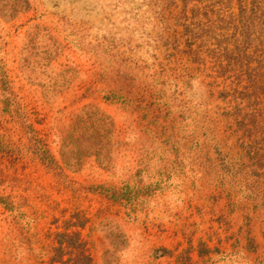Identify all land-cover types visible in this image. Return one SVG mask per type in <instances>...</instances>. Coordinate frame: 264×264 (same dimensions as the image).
I'll return each mask as SVG.
<instances>
[{
    "label": "rangeland",
    "instance_id": "374dc122",
    "mask_svg": "<svg viewBox=\"0 0 264 264\" xmlns=\"http://www.w3.org/2000/svg\"><path fill=\"white\" fill-rule=\"evenodd\" d=\"M214 1L220 58L194 3L0 0V264H75L67 230L92 264H264V6L244 43Z\"/></svg>",
    "mask_w": 264,
    "mask_h": 264
},
{
    "label": "trees",
    "instance_id": "16d2710c",
    "mask_svg": "<svg viewBox=\"0 0 264 264\" xmlns=\"http://www.w3.org/2000/svg\"><path fill=\"white\" fill-rule=\"evenodd\" d=\"M182 2L184 9L188 7L190 3H194L195 5L191 8L192 15L188 16L187 13L183 14L185 19L195 20L193 26L186 25L184 29V34L186 35L189 44H187V53L197 55L198 58L200 57V52L203 50L202 42L199 43L195 47V42L198 40H203L206 36H213V40H217L215 43H211L210 47L207 45V49L210 52H213L217 58H220L222 55L226 56L228 54H232L234 50H231L228 45H224V43L213 33L211 29H207L205 26L206 21L212 23V14L216 17H220L219 13H214V8L218 3L214 0H179ZM177 0H168L169 5H175ZM222 2V1H221ZM238 4L240 6V20L242 22V26L240 27L239 33L242 36L241 42L248 43V40L252 37L254 33L252 25H254L251 20H253L258 12L264 6V0H238ZM263 10V9H262ZM213 12V13H212ZM252 24V25H251ZM223 36V35H221ZM249 46H246L245 49H248ZM228 64H231V61L228 59ZM222 63V62H221ZM249 70H252L249 68ZM247 72V85L243 86L242 90L237 89V96L241 97L242 99L254 98L255 100L259 99V92L262 87L257 85V80L254 78L253 73ZM245 72V74H246ZM243 81V80H242ZM228 93H226L227 96ZM243 120V121H242ZM252 126L257 125V121H252ZM239 128H243L246 130L249 124L245 123L244 119L239 120ZM25 129H31L33 132L36 130L33 128L32 125L25 124ZM37 139V138H35ZM39 143L37 145V152H35L41 159L46 160L48 159L52 162L53 158L46 147V144L37 140ZM6 201V207L9 206L11 210H14L15 207H11L12 201L10 197L2 198ZM72 226H84L85 223L81 224H71ZM57 242L59 243L58 249H69L71 256L73 255L74 250L78 251V253L73 257L75 264H92L93 260L90 254H87V241L82 237L80 231H66L61 234H57Z\"/></svg>",
    "mask_w": 264,
    "mask_h": 264
}]
</instances>
